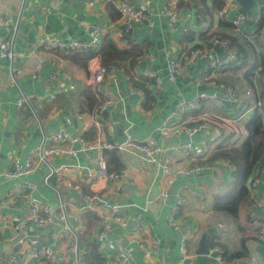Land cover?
<instances>
[{
	"label": "crops",
	"instance_id": "obj_1",
	"mask_svg": "<svg viewBox=\"0 0 264 264\" xmlns=\"http://www.w3.org/2000/svg\"><path fill=\"white\" fill-rule=\"evenodd\" d=\"M120 1L0 0V40L10 39L15 53L12 60L0 58V264H37L31 251L41 244L53 251L54 264H112L120 256L127 257L126 264H219L214 247L234 264H264V242L259 240L264 229V167L258 173L259 185L250 189L248 202L240 206L234 218L213 209L214 197L231 186V167L221 160L209 161L218 147L238 146L245 140V125L263 90L262 79L256 70L245 77L246 68L226 64V56L220 60L212 49L184 67L173 82L167 80L169 61L187 47L203 48L210 34L235 39L244 50L247 68H258L260 57H264V26H258L256 19L264 10V0H257L251 8L242 34L229 23L240 9L236 1L222 17L219 12H223L225 0H205L210 15H204L195 3L181 5L177 19L171 21L166 16L168 0H128L135 7L145 6L149 14L147 22L127 32L118 20L116 6ZM3 19L8 23L2 24ZM93 26L103 31L96 51L104 37L119 50L135 46L132 65L129 60L109 65L97 88L110 96L111 104L96 116L93 111L98 101L90 76L101 65L99 57L85 64L68 52L40 46L52 39L87 41ZM184 28L190 31L184 33ZM36 66L35 79L32 72ZM12 68L18 72L13 74ZM150 72L159 83L148 76ZM211 81L236 87L242 101L202 104L183 118L187 126L208 122L191 136L162 130L181 100H192L200 91L213 92ZM68 84L74 88L50 99ZM246 91L251 95L245 96ZM88 96L93 103L88 102ZM22 98L26 102L18 108ZM60 129L88 141L99 138L123 143L132 139L167 151L175 144L189 142L198 163H211V168L175 176L168 185L158 164L145 163L133 152L81 150L75 142L70 144L75 156H51L47 162L36 163L29 175L14 179L4 176L14 160L23 164L31 156L37 162L42 142L49 145L52 133ZM99 157L105 160L109 173H122L123 178H90L89 173L98 168ZM177 163L190 164L181 159ZM24 183H32L34 190L24 191ZM78 189L107 206H117L127 225L113 223L101 238L98 204L83 210ZM30 197L50 205L53 220L43 228L26 224L16 231L13 226L25 218ZM179 197L186 198V203L176 215L178 228L174 229L167 220ZM257 202L262 206L257 207ZM205 234L209 242L208 252L203 254L198 245ZM136 241L150 251L148 257ZM239 252L244 255L232 257Z\"/></svg>",
	"mask_w": 264,
	"mask_h": 264
},
{
	"label": "built area",
	"instance_id": "obj_2",
	"mask_svg": "<svg viewBox=\"0 0 264 264\" xmlns=\"http://www.w3.org/2000/svg\"><path fill=\"white\" fill-rule=\"evenodd\" d=\"M198 0H168L167 1V11L166 16L169 20H176L178 17V13L181 5L196 3ZM236 0H225V5L223 12H219V17L225 15L226 10L229 6ZM117 11L119 14V22L121 23L122 30L127 32L134 25L142 24L148 21L149 11L145 6L135 7L128 0L120 1L117 6ZM248 16L244 12H237L236 15L229 20L231 27L234 31L242 34L243 26L247 22ZM2 24H7L8 20H1ZM256 24L259 26L263 24L264 26V10H261L257 19ZM189 29L184 28V33L188 32ZM190 31V30H189ZM103 36V31L93 26L89 30V39L87 41L81 42L78 40H69L65 41L62 39H52L40 44V46L49 51L53 52H69L74 50H83V51H96L100 45L101 38ZM215 46H222L226 49V64H234L238 61V56L235 50V47L231 46L230 41L228 39L222 38L221 36L210 34L207 43L203 48L198 47H187L179 57L171 59L168 63V75L167 80L169 82H173L178 74L182 72L184 67H186L190 62H192L195 58L200 56L205 51L211 52ZM15 53L13 50V43L10 39H2L0 40V58H8L13 59ZM214 66V64H213ZM39 66H36L34 71L32 72L33 78H38L37 71ZM12 73H17L18 70L16 68H12ZM108 69L103 66H98L94 71H92L90 76V85L95 90L94 93L97 97V105L95 110L93 111V115H99L102 113L108 105L111 104V98L102 90L98 89L99 85L103 82L105 75ZM257 73L262 71V67L257 68ZM150 78L154 80V82L159 83V79L153 72H150L148 75ZM213 86L214 90L211 93H207L205 91H200L192 100H181L173 113L166 119L163 124L162 130H170L173 134H180L181 132H186L188 135L194 134L197 130L202 129L208 125L207 120H204L200 125L195 126H187L185 125V121L183 118L188 116L189 114H193L195 111L199 109L202 104H239L242 101V96L239 90L232 86L224 83L217 84L213 81L210 82ZM264 86V79H263ZM74 88L73 84H68L62 89L54 92L50 95V99L53 100L57 95L61 93H66L69 90ZM245 96H250L251 92L246 91L244 93ZM26 102L25 98H22L18 101V108L21 107ZM258 107L263 106L264 101L256 103ZM79 143L81 146V150H97L99 153L104 151H117V152H133L136 155H139L141 160L148 164H158L161 167L162 176L166 182V184H171L173 178L175 176H183L188 174L198 173L204 169H210L211 163H198V159L193 157V146L191 143L186 142L181 145H173L168 151L164 149V147L159 145H150L144 142H138L136 140L128 139L123 143H117L115 141H106L101 139H96L92 141L85 140L84 138L78 136H72L66 131L60 129L54 131L50 138V144L46 145V141L42 142V145L39 149V156L37 158V162L33 160L31 156L26 157L23 164H21L18 160H14L11 164V167L7 169L3 174L6 178L14 179L20 177L22 175L31 174L36 168V163L40 164L45 162L48 157L51 156H75V149L71 148L70 144ZM227 147L228 145H223ZM1 151V146H0ZM188 160L190 164L186 166L179 165L177 161ZM97 170L95 172L89 173V177L94 180H111L117 181L123 178L122 173H109L107 171L105 160L102 157L97 159ZM226 162V161H224ZM228 164V162H226ZM229 165V164H228ZM56 170V172H58ZM260 183L258 175H254L252 180L250 181L248 187L249 189H253L257 187ZM21 188L28 193H31L34 190V185L32 183H24L21 184ZM80 198L83 201L82 209L90 208L95 202L98 204V212L97 219L99 224V236L104 238L106 234L109 232L111 224H118L120 226L125 227L127 225L126 221L118 212L117 206H107L102 203L101 199H97L94 196L84 193L82 190H77ZM166 192L161 194V197H165ZM27 204V214L24 219L15 223L13 226L14 230H20L23 225L29 224L33 225L36 228H43L47 226L50 222H52L54 217L53 208L42 202L36 201L31 197L28 199ZM186 203V198L179 197L177 202L174 204L172 212L167 220V224L174 228H178V224L176 221V215L178 214L180 208ZM257 207H261L262 204L257 202ZM64 231L68 230L67 226L63 227ZM259 240L264 242V229H261ZM139 247L143 250V253L146 257L150 255V251L140 242L136 241ZM182 247L185 245V240L182 242ZM212 251L216 252V259L219 264H234L232 261L224 260L221 255V250L219 247H214ZM183 252V251H182ZM183 256V254H182ZM31 257L33 261L37 264L46 263V264H54L56 261V257L51 250V248L46 244H41L38 248L31 251ZM183 258L180 259V263L183 262ZM127 257L120 256L116 258L112 264H126Z\"/></svg>",
	"mask_w": 264,
	"mask_h": 264
},
{
	"label": "trees",
	"instance_id": "obj_3",
	"mask_svg": "<svg viewBox=\"0 0 264 264\" xmlns=\"http://www.w3.org/2000/svg\"><path fill=\"white\" fill-rule=\"evenodd\" d=\"M196 7H200L203 10L204 15H210L209 8L205 0H198L195 3ZM220 4L219 7H221ZM119 17V15H118ZM263 24L259 25L260 27ZM223 38V37H222ZM227 39V38H225ZM229 40V39H228ZM231 46L235 47L238 61L234 63L236 69H245V77H248L250 73L257 70L256 65L247 68L244 50L239 46L235 39L229 40ZM132 50H119L116 44L108 37L102 39L101 47L98 51H83L74 50L69 51L68 54L73 55L76 58H80L85 64L93 57H99L101 66L108 69L112 62L127 61L129 60L130 65L133 63V49ZM140 53L138 52V56ZM84 64V65H85ZM260 67L262 71L259 74L260 79H264V57H260ZM88 102L93 103L94 101L88 96ZM264 101V86L263 90L257 98V102ZM230 104V103H224ZM247 136L245 140L238 146H220L212 154L209 161H226L231 167V178L232 183L229 190L222 194L214 197L213 209L217 212H223L232 217H237L239 208L242 204L248 202L250 198V189L248 187L249 182L252 180L254 175H258L259 171L264 167V108L263 106H256L253 114L247 121L246 125ZM108 152V151H105ZM222 252V251H221ZM224 260L232 261L221 253ZM244 255V252L234 254L232 257H240Z\"/></svg>",
	"mask_w": 264,
	"mask_h": 264
},
{
	"label": "water",
	"instance_id": "obj_4",
	"mask_svg": "<svg viewBox=\"0 0 264 264\" xmlns=\"http://www.w3.org/2000/svg\"><path fill=\"white\" fill-rule=\"evenodd\" d=\"M257 0H236V2L239 3L240 9L239 12H244L248 17H251L252 15V10L251 8L256 4ZM213 51L217 54L220 60H223L226 56V51L225 48L222 46H215L213 48ZM216 133L218 132L217 130L215 131ZM217 136V134H216ZM47 162V160H45ZM215 176L217 175V171L213 170ZM62 209L64 210V206L62 204ZM208 242H209V236L205 234L200 242H199V250L200 253H207L208 252Z\"/></svg>",
	"mask_w": 264,
	"mask_h": 264
}]
</instances>
